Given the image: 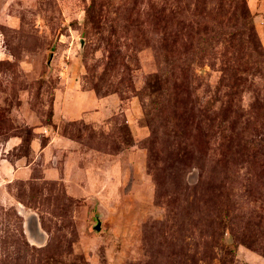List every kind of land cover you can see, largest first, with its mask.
Wrapping results in <instances>:
<instances>
[{"label":"rangeland","instance_id":"rangeland-1","mask_svg":"<svg viewBox=\"0 0 264 264\" xmlns=\"http://www.w3.org/2000/svg\"><path fill=\"white\" fill-rule=\"evenodd\" d=\"M0 264H264V0H0Z\"/></svg>","mask_w":264,"mask_h":264},{"label":"water","instance_id":"water-1","mask_svg":"<svg viewBox=\"0 0 264 264\" xmlns=\"http://www.w3.org/2000/svg\"><path fill=\"white\" fill-rule=\"evenodd\" d=\"M101 227V223H100V220L98 221V225H97V229H100Z\"/></svg>","mask_w":264,"mask_h":264}]
</instances>
